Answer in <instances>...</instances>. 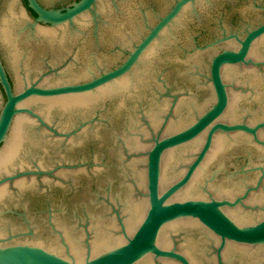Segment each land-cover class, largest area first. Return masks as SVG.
<instances>
[{
  "label": "water",
  "instance_id": "1",
  "mask_svg": "<svg viewBox=\"0 0 264 264\" xmlns=\"http://www.w3.org/2000/svg\"><path fill=\"white\" fill-rule=\"evenodd\" d=\"M0 264H264V0H0Z\"/></svg>",
  "mask_w": 264,
  "mask_h": 264
}]
</instances>
